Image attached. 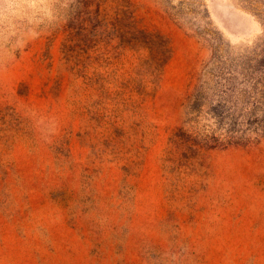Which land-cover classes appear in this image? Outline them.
<instances>
[{
  "label": "rangeland",
  "instance_id": "374dc122",
  "mask_svg": "<svg viewBox=\"0 0 264 264\" xmlns=\"http://www.w3.org/2000/svg\"><path fill=\"white\" fill-rule=\"evenodd\" d=\"M218 60L251 124L199 149ZM251 76L264 0H0V264H264Z\"/></svg>",
  "mask_w": 264,
  "mask_h": 264
},
{
  "label": "trees",
  "instance_id": "16d2710c",
  "mask_svg": "<svg viewBox=\"0 0 264 264\" xmlns=\"http://www.w3.org/2000/svg\"><path fill=\"white\" fill-rule=\"evenodd\" d=\"M222 60L215 61L214 65H217L216 67H213L212 72V80H213V91L214 92H220L218 94V98L216 99L218 102L214 105H212V102H210L209 107V114L211 117L214 118L216 128L214 132L216 131H223L225 134V141L220 138V136H216L214 133L212 134H202V135H193L192 133H187L186 131H182L180 135L184 141L187 144H190L192 146H195L196 148H216L218 146H226V144H230L233 139L235 138H243L246 135V131L243 126H248L251 124L246 118L243 116V121L237 118H230L228 116V112L225 106V100L223 99L224 94H226V91L221 89L222 87H225L226 81H228L230 78L233 77V70H229V68L225 67L226 64ZM242 67H245L244 65ZM245 69V72H241L243 77L246 79V76H248L249 71L252 70V68L249 66V68H243ZM251 81L256 82V94L253 96L254 101L252 102L251 109L253 111H256L261 106H264V83L260 82L258 78H255L254 76H251ZM191 103L189 102L187 104V113L193 115V119L195 120L197 115L202 112V103H197L201 101V98L198 94H195L191 96L190 98ZM253 111L246 110L247 114L254 115ZM246 117V116H245ZM264 123V122H263ZM264 130V126H263ZM249 131V130H248Z\"/></svg>",
  "mask_w": 264,
  "mask_h": 264
}]
</instances>
